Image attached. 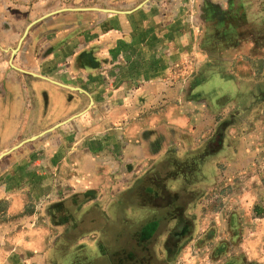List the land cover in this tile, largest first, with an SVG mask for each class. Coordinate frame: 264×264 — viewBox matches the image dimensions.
I'll return each instance as SVG.
<instances>
[{"label": "crops", "instance_id": "1", "mask_svg": "<svg viewBox=\"0 0 264 264\" xmlns=\"http://www.w3.org/2000/svg\"><path fill=\"white\" fill-rule=\"evenodd\" d=\"M230 5L226 10L207 0H0V264H33L36 256L44 257L37 246L43 252L49 242V230L34 238L30 218H16L25 209L24 187H44L61 177L66 164L90 162L95 190L73 189L70 196L83 194L96 203L108 196L102 188L111 171L125 167L117 177L124 173L131 180L167 153L180 157L179 151L188 155L210 145L206 132L202 141L194 140L196 128L178 146L183 130L173 119L188 108L179 106L171 76L178 64L198 68L207 61L204 67L229 75L227 84L236 86L249 79L242 64L251 67L260 59L264 66V0ZM236 122L219 133L222 149L205 160L202 183L223 179V165L238 164L224 143ZM84 207H77L78 224L92 214ZM107 207L101 211L106 218ZM240 227L232 213L227 228L233 235L220 243L221 254L228 241L239 242Z\"/></svg>", "mask_w": 264, "mask_h": 264}, {"label": "rangeland", "instance_id": "2", "mask_svg": "<svg viewBox=\"0 0 264 264\" xmlns=\"http://www.w3.org/2000/svg\"><path fill=\"white\" fill-rule=\"evenodd\" d=\"M207 1L226 10L231 6V0ZM259 60L251 61V67L249 63L242 64L244 73L248 74L245 78L249 77L243 85L227 84L226 80L230 76L221 73L222 71L218 72L217 68L213 70L204 67L207 61L198 68L178 64L172 73L171 79L178 88L179 106L188 108L178 111V118L173 119V122L177 120L175 124L183 130V133H178L179 147H183L186 138L193 136L196 128H199L194 133L196 142L202 141L205 132L206 135L210 134L208 138L211 139L219 128V121L224 117L228 118L231 112H237V125L226 133L224 143L228 153L238 155L240 164H237L238 168L237 165L231 168L223 165V169L219 170L220 173H227L223 179L200 182L193 188L189 195L197 198L189 204V211L192 210L194 214H191L194 219L191 235L179 240L174 249L168 245L167 240L177 221L162 220L160 234L156 239L147 241L145 246L140 245L137 237H134L135 232L153 216L170 210L168 206L157 207L159 201L148 202L145 207L140 206L141 192H137L136 188L143 183L145 174L154 167L151 173L159 170L161 177L165 178L168 171L172 170L167 158L177 156L174 152L167 153V157H163L145 174L135 173L131 180L123 178L124 173L117 177V173L122 169L124 172L125 167L111 171L109 185L104 187L101 183L97 184L98 187L103 186L102 189L109 190L108 196L99 197L96 203V198L90 202L89 197L82 196V193L76 198L70 196L73 189L87 192L95 188L96 183L90 180L92 164H66L61 177L54 176L53 180L46 181L44 187L35 185L31 190L28 185L23 190L25 209L16 218H30L31 222L27 223H30L29 229H32L34 238L49 230V242L44 245L43 252L40 251L42 246H37V252L44 257L36 256L33 264H121V260L124 261L123 264H264V100L250 94L252 91L258 94V85L264 84V66L261 68ZM221 70L229 72L227 69ZM236 90L241 95L236 96L239 99H233ZM218 94L222 96L221 99H216ZM224 94L231 96L232 100L224 103ZM199 150L201 149L195 152ZM179 154L180 158L187 156L185 151H179ZM205 174L209 176L208 171ZM81 178L83 183H80ZM74 179L77 184L75 187ZM180 182V179L167 180L166 186L178 191ZM3 184L5 182L1 185ZM182 202L184 199H180L179 203ZM63 203L61 207L60 204ZM127 204L131 205L129 211L125 209ZM79 205H85L84 210L92 209V214L87 213L85 223L83 218L81 224L75 222L79 217ZM106 205L109 211L107 218L101 213ZM232 213L239 219L241 237L238 243L237 240H234L235 243L228 241L226 254H221L224 247L221 249L220 243L228 240H225V236L233 235V230L227 228V218ZM127 215L128 222L124 223L123 219ZM105 220L112 222L108 223L107 228ZM96 226L101 227L102 231L94 230L93 227ZM81 231H84L83 234H80ZM23 234L25 236L26 232ZM129 254L131 258L126 260ZM239 256H245L247 261L237 259ZM232 259L233 261H228Z\"/></svg>", "mask_w": 264, "mask_h": 264}, {"label": "trees", "instance_id": "3", "mask_svg": "<svg viewBox=\"0 0 264 264\" xmlns=\"http://www.w3.org/2000/svg\"><path fill=\"white\" fill-rule=\"evenodd\" d=\"M258 90V94L253 92L254 96H258L260 100H264V84L258 85ZM221 97L219 98L221 99ZM223 98H225L224 103L232 100V97L228 95L223 96ZM236 120L235 113L230 114L228 118L222 120L217 132L210 141V145L206 148L198 152H193L184 158L169 156L167 159L171 162L172 170L168 171V175L165 178L161 177L159 170H155L151 174L146 175L143 183L137 186V192H141V199L139 200L142 202V206H146L148 202L159 201L158 205H156L157 207L168 206L170 209L168 212H164V214L153 216L152 219L148 220L135 232L134 237H137L140 245L145 246L147 241L157 238L158 234H160L159 230L162 220L167 222L177 221L176 227L170 230L167 240L168 245H171L174 249L178 245L179 240H183L192 233V220L194 219L188 214V209L189 204L197 196L191 197L189 194H192L193 186L199 184L203 179L202 166L205 160L215 156L222 149L223 137L219 133L235 123ZM177 179L181 181V186L178 191H173L166 186L167 180ZM180 199H184V202L179 203ZM150 229L151 231H149ZM130 258L129 254L126 260ZM123 263L124 261L121 260V264Z\"/></svg>", "mask_w": 264, "mask_h": 264}, {"label": "water", "instance_id": "4", "mask_svg": "<svg viewBox=\"0 0 264 264\" xmlns=\"http://www.w3.org/2000/svg\"><path fill=\"white\" fill-rule=\"evenodd\" d=\"M57 126H58V125H57ZM36 137H37V136H34V137H32V139H34V138H36ZM1 156H2V155H1ZM1 156H0V157H1Z\"/></svg>", "mask_w": 264, "mask_h": 264}]
</instances>
